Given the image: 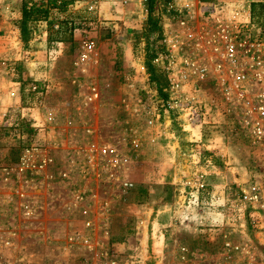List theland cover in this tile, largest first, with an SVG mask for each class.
<instances>
[{
	"label": "rangeland",
	"instance_id": "obj_1",
	"mask_svg": "<svg viewBox=\"0 0 264 264\" xmlns=\"http://www.w3.org/2000/svg\"><path fill=\"white\" fill-rule=\"evenodd\" d=\"M171 1L154 5L162 31ZM182 1L193 5L196 20L199 2L237 0ZM248 1L264 31V0ZM56 4L61 9L48 0H0V109L22 118L23 134L14 137L0 114V264H229L228 242L256 252L254 260L231 253L236 264H264V210L240 201L244 190L264 188V150L233 126L211 82L200 91L206 104L191 110L184 98L171 108L163 64L152 63L166 78L162 91L148 72L153 42L164 37L145 35L148 0ZM32 5L49 13L27 23L24 41V8ZM48 72L61 91L46 99L47 87L26 78ZM14 80L22 89L17 106ZM35 111L39 119L29 120ZM33 134L61 149L48 190L23 199L14 193L25 186L14 182L13 166ZM103 144L117 149L118 168L106 163L101 174L83 172L80 155ZM67 169L72 175L64 180ZM32 200L42 208L28 219L23 205Z\"/></svg>",
	"mask_w": 264,
	"mask_h": 264
},
{
	"label": "built area",
	"instance_id": "obj_2",
	"mask_svg": "<svg viewBox=\"0 0 264 264\" xmlns=\"http://www.w3.org/2000/svg\"><path fill=\"white\" fill-rule=\"evenodd\" d=\"M198 6L195 20L191 3L172 0L167 5L170 14L163 17L169 27H163V49L156 63L163 64L167 74L171 108L179 106L184 98L191 110L206 104L200 91L203 83L211 82L233 126L242 130L254 147L264 150V31L255 20L252 4L237 0L227 4L199 2ZM168 18L178 24L177 29ZM9 109H0V114L10 121L14 137L22 138V118L18 114L12 116ZM27 139L29 143L20 150L19 160L13 166L14 182L25 186L14 188V193L23 199L29 198L30 192L48 190L55 180L50 172L54 151L61 149L60 143L54 147L41 144L36 134ZM116 153L111 144L92 146L80 155V168L88 174H101L106 163L117 169L120 162ZM71 175L70 169L60 173L64 180ZM123 186L131 188L133 184L126 181ZM240 201L250 203L258 211L264 210V188L256 184L251 190H244ZM41 208L39 200H32L23 205L24 216L32 219ZM231 253H241L249 260L256 258L249 243H226L225 257L229 264H236Z\"/></svg>",
	"mask_w": 264,
	"mask_h": 264
},
{
	"label": "trees",
	"instance_id": "obj_3",
	"mask_svg": "<svg viewBox=\"0 0 264 264\" xmlns=\"http://www.w3.org/2000/svg\"><path fill=\"white\" fill-rule=\"evenodd\" d=\"M48 2L50 3V7H56V8L61 9V6H57L56 0H48ZM148 2H149V19L145 25V35L147 36L148 39L153 38V37L160 39L163 36V31L160 25V20L155 14L154 5L156 3V0H148ZM67 3L68 2L64 1V4H67ZM258 6L260 8H264V4H258ZM48 13H49V8H40V7H37L36 5H32L30 7L25 6L24 13H23L24 16L22 20V34H23L22 39L24 41H27V36H26L27 23L32 19L33 20H39V19L47 20ZM153 43L155 46V50L153 51V53L149 55L148 72L151 76V82L154 85L158 86V89L162 91L163 88L166 87L167 85L166 78L162 74V72H160V70H158V68L154 66L152 63L154 59L157 57L158 52L162 51L163 47L162 45L158 44L156 41Z\"/></svg>",
	"mask_w": 264,
	"mask_h": 264
},
{
	"label": "crops",
	"instance_id": "obj_4",
	"mask_svg": "<svg viewBox=\"0 0 264 264\" xmlns=\"http://www.w3.org/2000/svg\"><path fill=\"white\" fill-rule=\"evenodd\" d=\"M31 3H39V2H46L47 0H29ZM17 8V9H16ZM16 8H14V16L18 17L20 16V6H16ZM49 20L50 18L48 19V21L44 22L46 25H49ZM17 22V21H15ZM4 26V25H2ZM42 25L40 24V27ZM13 25L11 23H8L7 24V28L8 29H12ZM1 29V28H0ZM18 29L14 26V33H17ZM17 54V53H16ZM38 74V75H37ZM35 75V77L37 78H34L33 76L30 75H27L28 80H32V81H38L37 83H40L38 85H44L47 87V91H46V95H45V98L46 99H49V97H53V96H56L59 94V92L61 91V83L60 84H54L53 82L55 81H58L56 77L53 76V74H51L50 72L48 73H44V74H39L37 73ZM19 82L18 81H15L14 80V106H17L21 101H22V89L20 88L19 86ZM58 87V88H56ZM21 107V106H20ZM37 111H35L34 114L32 115H28L29 116V120H32V119H39V116L37 115L36 113ZM64 127L67 126V123L65 122V124H63ZM49 135H51L49 133ZM43 136V137H42ZM38 139H40L42 142H48L47 141V137H45L44 135H38ZM44 140V141H43Z\"/></svg>",
	"mask_w": 264,
	"mask_h": 264
}]
</instances>
